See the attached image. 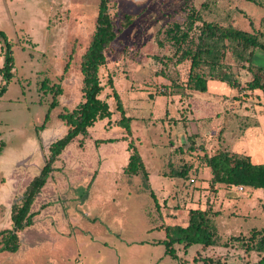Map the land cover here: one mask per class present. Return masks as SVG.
<instances>
[{"label":"rangeland","instance_id":"obj_1","mask_svg":"<svg viewBox=\"0 0 264 264\" xmlns=\"http://www.w3.org/2000/svg\"><path fill=\"white\" fill-rule=\"evenodd\" d=\"M184 1L108 0L117 38L105 51L99 77L110 122L95 123L85 138L77 137L61 153L31 206V213L38 214L18 234L17 251L0 252V264H260L264 254L246 252L242 243L254 229H264V189H211L203 156L222 148L264 164V89L245 90L255 72L230 62L239 88L209 81L206 93L175 95L171 83H185L189 63L174 66L168 60L170 47L162 32ZM99 2L0 0V31L12 47L14 64L0 99V154L13 159L16 152H30L29 142L40 137L46 156L34 154L28 177L39 175L48 144L66 134L68 126L59 115L82 101L80 61L95 30ZM190 3L206 21L264 34V0ZM129 15L135 18L123 27ZM252 64L264 69L262 50H255ZM109 78L130 118L127 141L117 125L120 113ZM260 79L264 82V75ZM54 86L62 93L50 108ZM129 143L144 163L147 182L123 173ZM183 165L189 168L187 178L168 175ZM7 183L0 168V232L10 217L1 198ZM197 208L214 214L219 244L185 248L175 243L172 258L164 228L186 225L188 212Z\"/></svg>","mask_w":264,"mask_h":264},{"label":"trees","instance_id":"obj_2","mask_svg":"<svg viewBox=\"0 0 264 264\" xmlns=\"http://www.w3.org/2000/svg\"><path fill=\"white\" fill-rule=\"evenodd\" d=\"M246 1L256 3V0ZM107 4L108 0L99 2L95 30L88 48L81 57L82 101L72 112L59 115L66 121L68 130L62 138L49 145L48 156L45 158V164L39 175L29 182L21 201L11 206V229L0 232V252L17 251L18 234L29 227L35 215L38 214V212L31 213V206L45 186L52 172V166L65 148L77 137L85 138L88 130L95 123L103 120L110 122L112 112L108 103L100 98L104 87L99 77V70L106 63L105 51L117 38ZM134 18V16H126L122 26H129ZM162 34L163 41L170 47L171 55L168 60H171L174 66L189 63L185 83H171L175 95L186 91L206 93L209 81L224 82L227 86L239 88L240 83L234 75L233 65L230 62L235 63L234 66L238 70H246L253 74L255 72L245 90L264 89V82L260 79V75H264V69L254 67L252 64L255 50L259 49L264 52L263 33L248 32L231 25L223 26L206 21L202 18L200 11L190 3V0H185L177 17L168 24ZM0 42L4 45V64L0 70L2 78L0 97H2L12 79L11 70L14 64L11 45L1 31ZM107 84L116 102V110L120 113L117 125L125 130L126 137L123 140L127 141V138L131 136L130 118L124 114L123 105L114 89L112 78L108 79ZM61 93L60 86L52 88L53 99L50 108L57 105V97ZM47 118L48 113L45 122ZM128 150L130 155L123 173L127 176L141 175L147 182L149 175L138 151L131 143L128 145ZM203 161L211 171V178L208 181L211 189H215L217 185H225L228 188L234 186L253 190L264 189V164L252 163L248 156L219 148L211 155L205 154ZM188 173L189 168L183 165L173 169L168 175L171 178L185 179ZM151 196L157 205L154 194L151 193ZM213 215L210 209H192L188 212V221L185 226H166L164 228L167 238L166 253L175 258L171 248L175 243L182 244L185 248L193 245H200L203 248L217 246L220 236ZM239 238L235 237L234 240L243 241ZM247 240L242 243L246 252L264 254V229L259 231L254 229ZM260 264H264V255Z\"/></svg>","mask_w":264,"mask_h":264},{"label":"crops","instance_id":"obj_3","mask_svg":"<svg viewBox=\"0 0 264 264\" xmlns=\"http://www.w3.org/2000/svg\"><path fill=\"white\" fill-rule=\"evenodd\" d=\"M11 49H12V47H11ZM1 53L4 56V46L3 45H1ZM1 68H0V70H1ZM13 71H14V66H13V69L11 70L12 75H13ZM1 81H2V78L0 75V84H1ZM9 84H10V82H9ZM9 84H8V86H9ZM7 89H8V87H7ZM6 92L3 94L2 97H4ZM2 97H0V99H2ZM41 141L42 140L40 137H37V139H35V141L31 140L27 146V149H29L30 152H28V151H23L20 153L16 152V153H14L13 159H6L5 154H3V155L0 154V158H1L0 159V168L4 171L5 179L8 181L7 187H6L7 191L3 192L1 198H2L3 202H5L6 205L8 206L9 216L11 213V206L13 204H15L16 201L19 200L23 196L27 185L34 178L35 174L31 177L27 176V174L29 173L28 171L32 170V167L34 165V163L32 162V157L34 156V154H37L39 152L42 153L43 156H46L44 153V150H43L44 146L43 145L41 146ZM50 144L51 143H49L48 146ZM255 164H258V163H255ZM47 182H48V180H47ZM47 182H46L45 186L47 185ZM45 186L43 187V189L45 188ZM42 190L39 193V195L35 198L33 203H36L39 200L40 195L42 194ZM7 224H8V226L4 230L11 229L10 217H9V222Z\"/></svg>","mask_w":264,"mask_h":264},{"label":"built area","instance_id":"obj_4","mask_svg":"<svg viewBox=\"0 0 264 264\" xmlns=\"http://www.w3.org/2000/svg\"><path fill=\"white\" fill-rule=\"evenodd\" d=\"M238 188V191H243L244 188L243 187H237Z\"/></svg>","mask_w":264,"mask_h":264},{"label":"flooded vegetation","instance_id":"obj_5","mask_svg":"<svg viewBox=\"0 0 264 264\" xmlns=\"http://www.w3.org/2000/svg\"><path fill=\"white\" fill-rule=\"evenodd\" d=\"M43 189V188H42ZM23 197V196H22Z\"/></svg>","mask_w":264,"mask_h":264}]
</instances>
